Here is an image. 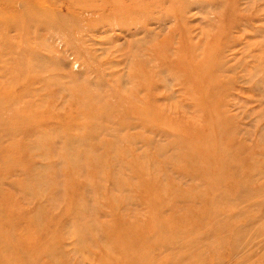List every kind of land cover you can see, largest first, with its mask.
<instances>
[{
    "label": "rangeland",
    "instance_id": "374dc122",
    "mask_svg": "<svg viewBox=\"0 0 264 264\" xmlns=\"http://www.w3.org/2000/svg\"><path fill=\"white\" fill-rule=\"evenodd\" d=\"M0 264H264V0H0Z\"/></svg>",
    "mask_w": 264,
    "mask_h": 264
}]
</instances>
